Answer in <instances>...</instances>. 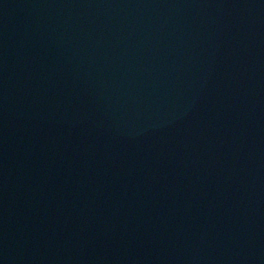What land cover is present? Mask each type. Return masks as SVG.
<instances>
[{
	"label": "water",
	"instance_id": "95a60500",
	"mask_svg": "<svg viewBox=\"0 0 264 264\" xmlns=\"http://www.w3.org/2000/svg\"><path fill=\"white\" fill-rule=\"evenodd\" d=\"M0 264H264V0H0Z\"/></svg>",
	"mask_w": 264,
	"mask_h": 264
}]
</instances>
